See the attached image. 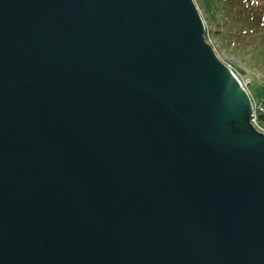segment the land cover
<instances>
[{"label":"water","instance_id":"obj_1","mask_svg":"<svg viewBox=\"0 0 264 264\" xmlns=\"http://www.w3.org/2000/svg\"><path fill=\"white\" fill-rule=\"evenodd\" d=\"M194 0H0V264H264V133Z\"/></svg>","mask_w":264,"mask_h":264},{"label":"trees","instance_id":"obj_2","mask_svg":"<svg viewBox=\"0 0 264 264\" xmlns=\"http://www.w3.org/2000/svg\"><path fill=\"white\" fill-rule=\"evenodd\" d=\"M200 1L205 7L206 12L210 14L212 21L217 23L216 26H219L216 33L225 41L224 43H226L227 48L231 52H239L241 47L238 43L243 42L245 39L252 40L255 34L260 35L264 41V0ZM207 31L210 32L211 30L207 28ZM208 32L207 34L205 33L206 37L209 35ZM232 37L236 38L235 43ZM261 52L260 48L257 51L253 49L249 55L250 61L248 62H250L254 71H264V56ZM232 71L241 79V73L239 74V72L233 69ZM249 82L250 80H248ZM250 85L251 83L246 86V89ZM257 102L264 104V101L258 100ZM258 120V123H260L261 128L264 130V112L259 114Z\"/></svg>","mask_w":264,"mask_h":264},{"label":"rangeland","instance_id":"obj_3","mask_svg":"<svg viewBox=\"0 0 264 264\" xmlns=\"http://www.w3.org/2000/svg\"><path fill=\"white\" fill-rule=\"evenodd\" d=\"M195 5L199 11L200 16L204 21V25L211 31L208 32L207 40L211 43L217 57L225 64L230 66L233 70H236L241 75V83L251 85L248 87L247 91L251 97V100L254 101H264V71H254L252 70V66L250 64V53L252 50L257 51L258 48L262 50L261 54L264 56V41L261 39V36L255 34L253 39H245L243 42H239V46L241 50L237 53L231 52L227 46L225 41L221 38V36L216 33L218 31L219 26H216V22L212 21L211 16L208 12H206L205 7L201 3L200 0H194ZM213 29V30H212ZM233 42L235 43L236 38L232 37ZM257 43V44H256ZM261 46V47H259ZM237 76V75H236ZM238 77V76H237ZM248 80L250 82L248 83ZM253 101V102H254Z\"/></svg>","mask_w":264,"mask_h":264},{"label":"built area","instance_id":"obj_4","mask_svg":"<svg viewBox=\"0 0 264 264\" xmlns=\"http://www.w3.org/2000/svg\"><path fill=\"white\" fill-rule=\"evenodd\" d=\"M205 39H206V42L209 43L206 36H205ZM209 44L211 45V43H209ZM242 85L244 88H246V86H247V84H244V83H242ZM253 109H254V112H253V117H252L251 122L258 131L264 133V130L261 128L260 123H258L259 122V120H258L259 114L264 112V104L261 102H253Z\"/></svg>","mask_w":264,"mask_h":264}]
</instances>
